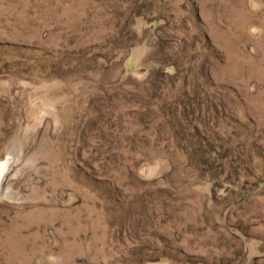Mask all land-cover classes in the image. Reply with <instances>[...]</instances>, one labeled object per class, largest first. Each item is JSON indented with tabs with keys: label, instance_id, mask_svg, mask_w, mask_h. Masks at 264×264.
I'll list each match as a JSON object with an SVG mask.
<instances>
[{
	"label": "rangeland",
	"instance_id": "1",
	"mask_svg": "<svg viewBox=\"0 0 264 264\" xmlns=\"http://www.w3.org/2000/svg\"><path fill=\"white\" fill-rule=\"evenodd\" d=\"M0 264H264V0H0Z\"/></svg>",
	"mask_w": 264,
	"mask_h": 264
},
{
	"label": "bare ground",
	"instance_id": "2",
	"mask_svg": "<svg viewBox=\"0 0 264 264\" xmlns=\"http://www.w3.org/2000/svg\"><path fill=\"white\" fill-rule=\"evenodd\" d=\"M10 167V159L0 164V191L2 190V181Z\"/></svg>",
	"mask_w": 264,
	"mask_h": 264
}]
</instances>
